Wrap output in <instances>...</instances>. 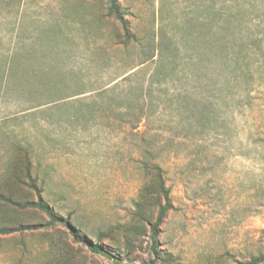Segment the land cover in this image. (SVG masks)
<instances>
[{
	"label": "rangeland",
	"instance_id": "1",
	"mask_svg": "<svg viewBox=\"0 0 264 264\" xmlns=\"http://www.w3.org/2000/svg\"><path fill=\"white\" fill-rule=\"evenodd\" d=\"M216 23L224 52L206 44ZM153 166L173 205L156 255ZM3 198L42 199L69 226ZM18 224L46 226L0 237V264L263 254L264 0H0V228Z\"/></svg>",
	"mask_w": 264,
	"mask_h": 264
},
{
	"label": "trees",
	"instance_id": "2",
	"mask_svg": "<svg viewBox=\"0 0 264 264\" xmlns=\"http://www.w3.org/2000/svg\"><path fill=\"white\" fill-rule=\"evenodd\" d=\"M111 5L112 8L117 10V0H111ZM217 13H219L218 11H216ZM222 15L219 13L217 15V17H222ZM216 17V18H217ZM119 20L123 23V16L119 15L118 16ZM226 23L227 22H231L228 19L225 20ZM225 24L221 23H216L214 25V33H213V37H214V42L213 39L211 41H208V43L211 46H214L215 48H219L220 52H224L227 50V43H224L223 41L227 42V35L226 33L229 32L230 27H228L229 25L224 26ZM225 34V35H224ZM223 36V37H222ZM204 41V40H203ZM205 43H203V47L207 46ZM202 47V49H203ZM236 61H238V58L236 59ZM155 171H158L159 173V179H160V192L163 195L164 198V204L162 206H160L157 217L155 219L154 224L151 226V250L152 252L156 255L157 252V237H158V230L161 227V225L163 224L164 220L167 217V214L173 209V205L170 202V198H169V189H167L164 184L163 181L161 180V175H162V169L158 166H153ZM35 190L36 187H34ZM151 194V187L149 185L145 186L144 189L142 190L141 196L139 198V200L137 201L136 207V218L142 220L143 218V201ZM5 201H7L8 203L17 206L19 208H36L38 210H40L41 212H43L48 218L49 221L47 223V225H53V224H64L66 226H69L68 223L66 221L63 220V218L58 215L55 210L50 207V205L46 202H43L42 199H39L36 202H26L23 204L20 203H15L13 202L11 199L9 198H3ZM143 221V220H142ZM46 225H37V224H18V225H13V226H5V227H1L0 228V237L2 236H8V235H12V234H16V233H25L28 231H35V230H39L41 228H45ZM71 234L73 235L74 239L80 243H82L84 246H86L90 251L94 252V253H98L101 254L107 258H114V255H112L107 249L106 247H104L103 245H100L98 243H93L92 241H90L87 237L83 236L80 237L75 231H72ZM155 261L152 262V264H154ZM239 264H264V253L260 254L257 257H254L252 259H250L247 262H243V263H239Z\"/></svg>",
	"mask_w": 264,
	"mask_h": 264
}]
</instances>
